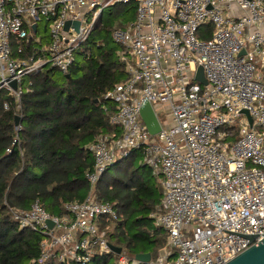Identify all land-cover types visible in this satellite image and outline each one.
<instances>
[{
  "label": "built area",
  "instance_id": "1",
  "mask_svg": "<svg viewBox=\"0 0 264 264\" xmlns=\"http://www.w3.org/2000/svg\"><path fill=\"white\" fill-rule=\"evenodd\" d=\"M129 3L135 20L112 36L128 78L106 94L121 132L97 137L88 182L94 190L116 160L140 152L161 180L151 216L168 233L167 247L147 264H226L264 238V0H0V91L19 103L24 78L43 65L68 74L99 16ZM67 21L80 26L65 30ZM44 23L46 57L24 58ZM200 66L207 85L195 79ZM145 101L161 124L155 135L140 115ZM165 105L167 125L158 113ZM64 210L53 215L36 200L14 213L20 228L45 235L40 262L88 264L112 252L104 222L119 218L115 205L91 192Z\"/></svg>",
  "mask_w": 264,
  "mask_h": 264
},
{
  "label": "trees",
  "instance_id": "2",
  "mask_svg": "<svg viewBox=\"0 0 264 264\" xmlns=\"http://www.w3.org/2000/svg\"><path fill=\"white\" fill-rule=\"evenodd\" d=\"M126 5L99 16L85 49L82 45L75 54L69 76L47 63L24 78L27 91L19 103L0 91V264H65L40 262L45 235L20 228L14 213L39 200L48 212L61 216L65 203L82 201L91 192L116 206L119 218L104 225L109 242L122 252L97 256L88 264H118L121 256L132 264L140 253H151L154 260L168 245V233L151 217L163 189L140 152L116 160L94 190L87 179L94 171L91 147L97 137L121 132L110 121L116 106L106 94L128 78L119 55L122 47L112 37L116 28L136 18L135 5ZM125 14L127 19L121 20ZM49 40V34L39 42L33 38L24 58L36 52L35 59L45 58Z\"/></svg>",
  "mask_w": 264,
  "mask_h": 264
},
{
  "label": "water",
  "instance_id": "3",
  "mask_svg": "<svg viewBox=\"0 0 264 264\" xmlns=\"http://www.w3.org/2000/svg\"><path fill=\"white\" fill-rule=\"evenodd\" d=\"M71 25H74L76 28H79L80 23L78 21H67L65 25V30H68ZM34 28H36V25H34ZM242 53H244V51ZM195 79L203 85L208 84L202 66L199 67ZM12 87L14 89L16 88L14 82L12 83ZM243 113L247 114L250 121H252V118L250 117L249 112L247 110H244ZM140 115L150 134L155 135L161 130V124L159 122L158 116L149 101H145L141 106ZM19 122L20 118L16 117V125H18ZM48 225L50 228L54 226L52 221H48ZM249 238L251 240L255 239L254 236H251ZM109 247L112 252H115L117 254H120L122 252L121 247H118L111 242L109 243ZM151 257V253H140L135 256V259L142 264H147L151 261ZM226 264H264V238L259 243L251 246L246 251L236 256Z\"/></svg>",
  "mask_w": 264,
  "mask_h": 264
},
{
  "label": "rangeland",
  "instance_id": "4",
  "mask_svg": "<svg viewBox=\"0 0 264 264\" xmlns=\"http://www.w3.org/2000/svg\"><path fill=\"white\" fill-rule=\"evenodd\" d=\"M133 5H134V4H133ZM121 6H124V5H120L119 7H121ZM127 6H128V5L124 6L125 10H126V7H127ZM119 7H117V8H108V9H106V10H105L106 15H108V13L115 12L114 10H116V9H117L118 11L122 10V9H118ZM94 17H96V14H94ZM122 18H123L124 20H126V19H127V14H125L124 17H121L120 19L122 20ZM118 20H119V19H118ZM118 20H115V23H116ZM42 26H44L45 29H44L43 27H41V32H40V34L38 35L39 38H42V37H44L45 35L48 34V29H47L48 25L44 23V24H42ZM42 28H43V29H42ZM205 29H208V26H207V25L204 26L203 30H205ZM83 48L85 49V45H83ZM88 51H90V50H88ZM163 112H164V113H163ZM169 112H170V107H168L167 105H165V106L163 107V109L158 110V113H162V114H160V118H161L162 123H163L164 125H167L168 122L172 121V118H169ZM157 179H158L159 182L161 183L160 178H157ZM158 180H157V181H158ZM161 186H162V184H161ZM162 189H163V187H162ZM151 217H152V216H151ZM153 219H154V218H153ZM118 264H120V260H118Z\"/></svg>",
  "mask_w": 264,
  "mask_h": 264
}]
</instances>
